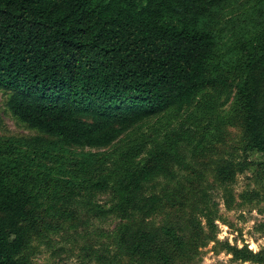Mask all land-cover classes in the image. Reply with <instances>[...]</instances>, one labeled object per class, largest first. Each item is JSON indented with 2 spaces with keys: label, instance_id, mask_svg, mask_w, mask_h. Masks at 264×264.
Instances as JSON below:
<instances>
[{
  "label": "trees",
  "instance_id": "16d2710c",
  "mask_svg": "<svg viewBox=\"0 0 264 264\" xmlns=\"http://www.w3.org/2000/svg\"><path fill=\"white\" fill-rule=\"evenodd\" d=\"M232 1L0 0V89L10 94L8 108L61 148H102L147 119L191 105L206 89L234 90L242 149L264 156V26L236 42L226 65L215 61V24ZM183 138L174 129L140 164L87 183L106 191L113 182V210L123 221L114 256L99 254V263H199L200 246L214 235H206L198 216L216 227L210 197L184 192L174 206L179 221L157 222L164 197L147 188L179 162ZM247 168L224 159L217 181L231 188ZM16 170L0 162V264H24L32 239L53 229L50 218L71 216L59 205L62 195L35 191L16 180ZM226 248L235 259L264 264V250Z\"/></svg>",
  "mask_w": 264,
  "mask_h": 264
},
{
  "label": "rangeland",
  "instance_id": "374dc122",
  "mask_svg": "<svg viewBox=\"0 0 264 264\" xmlns=\"http://www.w3.org/2000/svg\"><path fill=\"white\" fill-rule=\"evenodd\" d=\"M263 26L264 0L226 4L215 24L221 36L215 61L226 65L233 59L230 50L236 42L257 34ZM9 96L0 89V162L17 164L16 180L35 191H57L65 198L59 201L61 209L71 215L50 218L53 229L43 238L32 239L24 264H101L96 260L99 254L113 257V237L123 223L113 210L117 202L113 182L106 191L85 187L91 179L140 164L174 129L184 133L179 142V162H173L168 175L157 177L147 187L164 197L156 221L177 223L180 209L174 206L184 192L197 197L198 189L203 190L217 219L212 229L206 216H198L206 235H214L200 246L198 264H259L235 259L226 248L229 243L254 252L264 250V156L258 152L246 155L242 149L234 90L206 89L191 105L147 119L102 148L59 147L55 137L13 115L7 105ZM91 155L92 163H82ZM224 159L244 162L248 167L238 172L231 188L220 185L216 178L215 168Z\"/></svg>",
  "mask_w": 264,
  "mask_h": 264
}]
</instances>
